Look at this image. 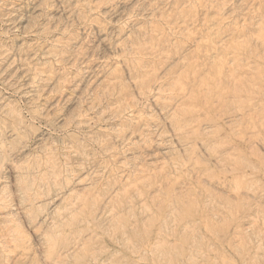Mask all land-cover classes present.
<instances>
[{
  "label": "rangeland",
  "instance_id": "374dc122",
  "mask_svg": "<svg viewBox=\"0 0 264 264\" xmlns=\"http://www.w3.org/2000/svg\"><path fill=\"white\" fill-rule=\"evenodd\" d=\"M0 264H264V0H0Z\"/></svg>",
  "mask_w": 264,
  "mask_h": 264
}]
</instances>
